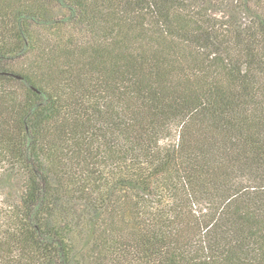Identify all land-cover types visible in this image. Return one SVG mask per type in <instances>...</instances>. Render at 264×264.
I'll return each mask as SVG.
<instances>
[{
  "label": "trees",
  "instance_id": "1",
  "mask_svg": "<svg viewBox=\"0 0 264 264\" xmlns=\"http://www.w3.org/2000/svg\"><path fill=\"white\" fill-rule=\"evenodd\" d=\"M0 264H264V0H0Z\"/></svg>",
  "mask_w": 264,
  "mask_h": 264
}]
</instances>
